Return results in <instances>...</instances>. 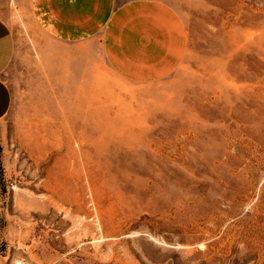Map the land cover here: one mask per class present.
<instances>
[{
  "label": "rangeland",
  "instance_id": "rangeland-1",
  "mask_svg": "<svg viewBox=\"0 0 264 264\" xmlns=\"http://www.w3.org/2000/svg\"><path fill=\"white\" fill-rule=\"evenodd\" d=\"M164 1L186 54L143 85L117 80L96 41L48 74L35 44H56L18 24L0 121L8 264H264V0Z\"/></svg>",
  "mask_w": 264,
  "mask_h": 264
},
{
  "label": "crops",
  "instance_id": "crops-1",
  "mask_svg": "<svg viewBox=\"0 0 264 264\" xmlns=\"http://www.w3.org/2000/svg\"><path fill=\"white\" fill-rule=\"evenodd\" d=\"M22 19L56 44L35 46L47 53L41 67L57 77L64 67V47L91 52L87 41L98 43L112 74L130 85L167 77L187 49L184 23L164 0H0V121L10 116L15 103L8 76L17 62ZM0 264L8 263L2 257Z\"/></svg>",
  "mask_w": 264,
  "mask_h": 264
},
{
  "label": "built area",
  "instance_id": "built-area-1",
  "mask_svg": "<svg viewBox=\"0 0 264 264\" xmlns=\"http://www.w3.org/2000/svg\"><path fill=\"white\" fill-rule=\"evenodd\" d=\"M15 264H21V262L20 261H18V262L16 261Z\"/></svg>",
  "mask_w": 264,
  "mask_h": 264
}]
</instances>
